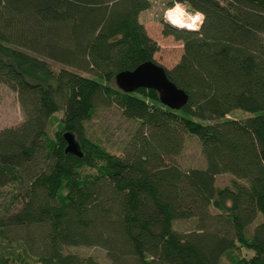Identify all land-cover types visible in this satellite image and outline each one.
I'll return each mask as SVG.
<instances>
[{
	"label": "trees",
	"instance_id": "trees-1",
	"mask_svg": "<svg viewBox=\"0 0 264 264\" xmlns=\"http://www.w3.org/2000/svg\"><path fill=\"white\" fill-rule=\"evenodd\" d=\"M176 1L203 14L196 30L162 22L183 42L179 60L163 65L188 94L179 109L154 88L114 82L155 60L158 44L139 19L150 0H0V85L17 92L23 112L0 128V187L20 183L0 232L23 250L3 248L0 264H102L69 250L79 245L105 248L109 264H264V0L168 4ZM111 104L139 120L121 154L86 132L94 110ZM236 109L249 115L228 117ZM66 130L81 156L65 150ZM186 132L197 135L204 167L177 162ZM223 172L232 184L216 186ZM190 218V229L173 226Z\"/></svg>",
	"mask_w": 264,
	"mask_h": 264
},
{
	"label": "rangeland",
	"instance_id": "rangeland-1",
	"mask_svg": "<svg viewBox=\"0 0 264 264\" xmlns=\"http://www.w3.org/2000/svg\"><path fill=\"white\" fill-rule=\"evenodd\" d=\"M151 5L149 8L141 11L139 14L140 21L144 24L147 34L156 40L158 49L154 53V58L157 62L167 68H171L180 58L183 51V42L174 38L172 35H165L162 33V22L168 20L165 18V11L171 5L168 4L170 0H150ZM187 6V5H186ZM189 10H193L187 7ZM169 23V22H168ZM58 67V64H55ZM63 111L55 112L48 124L47 131L50 136L61 129L59 125L60 117ZM249 115L248 112L236 109L228 114V117H244ZM23 120V112L21 110L17 92L5 84L0 85V128L5 126L18 125ZM139 120L127 117L122 109L111 104L109 106H98L91 118L86 121V132L88 137L97 142L106 151L115 154H121L123 146L128 138L133 133L134 129L138 126ZM177 162L183 168L189 167H204L205 159L201 152L200 142L195 134H184V145L181 152L176 155ZM95 170L90 167H83V173L94 172ZM233 175L228 172L219 173L215 178L216 186L231 185ZM20 189V183L13 180L7 185L0 187V218L11 211L16 206L15 194ZM212 211L218 209L211 206ZM263 218L261 212L258 213L253 225ZM173 226L179 230H187L194 226V221L190 219H176ZM13 246H8L7 240L1 235L0 232V250H14L22 251L23 245L21 242L11 243ZM70 251L78 252L83 255H92L98 259L102 264H109L106 257L105 248L93 246H70ZM237 253L240 255H252L251 249L243 248L238 249ZM30 258V257H29ZM32 259V258H30ZM229 259L227 256L221 257L219 264H228ZM31 264H41L39 262H31Z\"/></svg>",
	"mask_w": 264,
	"mask_h": 264
},
{
	"label": "water",
	"instance_id": "water-1",
	"mask_svg": "<svg viewBox=\"0 0 264 264\" xmlns=\"http://www.w3.org/2000/svg\"><path fill=\"white\" fill-rule=\"evenodd\" d=\"M114 82L123 91L131 92L139 87L154 88L158 92L159 100L166 106L179 109L188 100L187 92L177 86L167 75L165 67L153 59L143 61L132 69L118 71ZM67 152L77 156L82 155L79 140L71 131H64Z\"/></svg>",
	"mask_w": 264,
	"mask_h": 264
},
{
	"label": "clouds",
	"instance_id": "clouds-1",
	"mask_svg": "<svg viewBox=\"0 0 264 264\" xmlns=\"http://www.w3.org/2000/svg\"><path fill=\"white\" fill-rule=\"evenodd\" d=\"M166 19L178 29L196 30L203 23V14L199 12L194 15L186 13L183 6L177 3L174 9H170L166 13Z\"/></svg>",
	"mask_w": 264,
	"mask_h": 264
},
{
	"label": "built area",
	"instance_id": "built-area-1",
	"mask_svg": "<svg viewBox=\"0 0 264 264\" xmlns=\"http://www.w3.org/2000/svg\"><path fill=\"white\" fill-rule=\"evenodd\" d=\"M177 3H179L180 5L183 6V10H184L186 13H189V14H192V15H194V14L197 13V12L202 13V12H200L199 10H189V9L187 8L188 6H186L185 3L176 1V2H174L169 8H167V10L165 11V18H166V13H167L170 9H174ZM199 26H200V25H199Z\"/></svg>",
	"mask_w": 264,
	"mask_h": 264
}]
</instances>
